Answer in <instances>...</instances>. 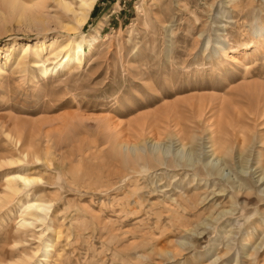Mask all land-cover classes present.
<instances>
[{"label": "rangeland", "instance_id": "rangeland-1", "mask_svg": "<svg viewBox=\"0 0 264 264\" xmlns=\"http://www.w3.org/2000/svg\"><path fill=\"white\" fill-rule=\"evenodd\" d=\"M18 1L0 0V197L8 174L35 182L0 205V264H39L47 244L44 264H243L245 251L264 264V119L228 156L208 149L217 106H264V0H97L77 34L54 0ZM70 41L83 66L43 77L57 61L41 50ZM118 135L164 164L101 165ZM30 142L51 154L22 160ZM26 194L50 206L21 228ZM193 194L196 210L180 208Z\"/></svg>", "mask_w": 264, "mask_h": 264}, {"label": "bare ground", "instance_id": "bare-ground-1", "mask_svg": "<svg viewBox=\"0 0 264 264\" xmlns=\"http://www.w3.org/2000/svg\"><path fill=\"white\" fill-rule=\"evenodd\" d=\"M7 1L9 3L12 2L13 5H14V3L19 4L18 0H5V2H7ZM54 2L56 5L55 8L58 9V11H60V17L61 18L66 19V18L71 17V20L73 22V26L71 29H68V31H71V32L77 34V31L79 29H81L87 23L89 15H90L91 11L93 10L97 0H54ZM141 5H142V1L137 6V8H138V10H140V12L142 11ZM31 7L32 8L34 7V9H38V4L33 3V4H31ZM37 14L38 13L36 11L32 15V17L34 16L33 17L34 21H36V23L39 24V27L40 28L42 27V29H43L44 28V22L40 19V17L38 18ZM41 54H44L45 60L46 59L49 60V58H50V59H54L57 61L55 63L54 67L46 68L44 66V64L46 63L47 60L46 61L43 60L44 64H43V68L41 70L43 77L48 76L53 71H56L57 68H61V69L69 68V67L71 68L72 66L80 68L83 66L84 60H85V53H84L82 44L79 42H74V41L68 42V44L65 48H61V49L49 48V50L42 49ZM250 84H252V83H250ZM251 86H252V89H251ZM251 86L249 84L247 86H246V84L244 85V87L247 91H249L250 89L254 90L256 87L254 85L255 87L253 89V84ZM241 90L244 91L243 89H241ZM247 105H250V104H247ZM252 105L246 106L243 109H230L231 107L229 108L228 106H219V107L217 106V112H216L217 117L214 119H211L209 121L210 131H209V139H208L209 140L208 149H210V151H209L211 153L210 156L212 155L215 158H218L220 160V159H222V158H224L230 154L229 152L232 150V147L234 145H236V147H238L239 149L241 147H243V145L249 139V131L243 129V125L247 122V120H249L248 118L251 117L252 120L255 117H260V118L264 119V106H260L258 103H256V105H255V103H253ZM192 107L197 110L198 116H201L202 112L204 111L206 106L205 105H199V106H192ZM212 115H215V113ZM69 118H70V115L64 116L63 117L64 122L65 123L68 122V124H69ZM253 121H256V120H253ZM187 134L188 133H186V134L184 133V130L182 129V127L177 128L174 132V137H175L177 143L182 148H185V146L188 145L187 143H188L189 137H187ZM159 135H160L159 129H155L154 139H156V138L159 139L158 138ZM47 136H49V134ZM107 139H106V141H107ZM189 140H191V139L189 138ZM106 141H105V143H106ZM107 143L109 144V149H110L109 151L110 152H107L106 156L102 153H99V156H97V158H99V163L101 165H105L108 162L111 163L110 161H113L114 163L119 164L120 166H130L131 165V166H134V168L138 167L140 169H148V168L150 169L151 163H149V161L147 159H150V160L156 159L157 161L156 160L155 161L158 162L157 165L158 164L159 165L164 164V163H162L163 162V160L161 159L162 156H160L161 158L160 157L155 158V156H153V155H150V156L148 155L149 157L147 156V154L143 155L141 153V151H139L138 148H135L136 144H133V146H132L136 152V153H134V155L132 154L133 156L129 153L130 151H128V150H127V153H124L126 150L123 152V149L124 148L128 149L130 147L131 143L127 139L123 138L122 136L118 135V136H115L113 138L109 137ZM50 150H52V149H50L49 146L46 147L43 150L44 155L40 156L41 153H40L39 149H37V147L34 145V143L30 142V144L21 153L22 160H27V158L30 157L36 163L42 162L43 161L42 159H44V158L47 159V156H49L51 154ZM1 162H2V160H1ZM17 162H20V161L18 160ZM3 164L13 165L15 163L11 160H8V161H4ZM16 164H18V163H16ZM153 165H152V167L154 168L155 165L154 166ZM56 167H59V166H56ZM152 167H151V169H152ZM211 172H212L211 169L207 170L208 175ZM198 176H200V174L196 173V175L193 177V181H191V182H194L195 179L198 178ZM4 179H5L4 188L6 190V194H3L4 196L0 197V205L3 203L4 200H6L12 196L17 195L18 193H20L21 190L27 189L29 186H31L35 182L33 177L28 176V174L22 173L21 171L17 172V173L8 174L4 177ZM261 180H264V176ZM194 187H195V185H194ZM224 192L225 191L221 190V191L214 193V194H216L215 196L220 197V196H223L222 193H224ZM220 194H222V195H220ZM197 195L198 194H193L192 196L187 195V200H184L183 198L179 197L178 202H179L180 208L182 207L183 209L189 208V209H193V210L195 209L196 210L197 206L200 204V203H198L199 198ZM25 196H26L25 202L21 203V205H20L21 206V213L19 215V221H18L19 227H21V228H28L29 227L30 228V226L34 225V223H37V222L43 223V221H44L43 216H44V214H46L45 212H47L48 207L50 205L48 206L46 204V202L44 203V202L40 201L38 198L31 199L28 194H26ZM51 248H52V246L49 244H47L45 246V254L43 253V255L41 256V262L39 264H44L42 262H46L48 260V258L50 256L49 250ZM230 250H231V248L227 247L225 254H228V252ZM168 253H172V252L169 251ZM242 254H243L242 257L247 259V263L244 262L243 264H260L259 261L255 257L253 258V254H250L248 251H245ZM11 264H22V261L14 262Z\"/></svg>", "mask_w": 264, "mask_h": 264}]
</instances>
